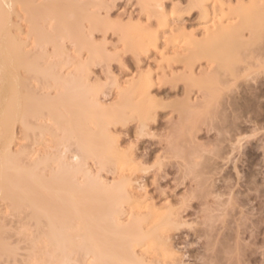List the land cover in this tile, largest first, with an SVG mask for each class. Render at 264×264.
Returning a JSON list of instances; mask_svg holds the SVG:
<instances>
[{
	"label": "bare ground",
	"instance_id": "obj_1",
	"mask_svg": "<svg viewBox=\"0 0 264 264\" xmlns=\"http://www.w3.org/2000/svg\"><path fill=\"white\" fill-rule=\"evenodd\" d=\"M209 1L189 0L188 5L206 17ZM138 2L142 9L163 18V0ZM246 3L231 11L236 24L227 20L231 25H221L225 10L219 4L214 16L202 23L201 39L183 32V52L176 55H184L188 71L184 86L187 93L197 89L202 95L192 105L186 94L178 107L186 121L217 100L213 97L219 94L221 75H234L241 52L255 46L264 34V0ZM101 4L102 0H0V203L13 213L22 241L15 243V230L13 235L1 232L10 226L0 223V233L6 234L4 238L0 234L2 264L9 263L6 257L11 264L20 262L16 248L23 247L26 253L22 250L20 256L25 258L20 264H179L168 241L169 231L177 226L172 207L166 204L168 210L157 209L132 193L136 181L131 176L136 171L128 170L137 163L130 151L127 155L117 152L118 143L110 135V126L125 123L129 115L137 116L141 129L152 119L155 107L147 95L151 73L126 82L125 88L112 83L118 101L110 106L101 104L98 95L103 91L90 82V66L109 58L104 46L92 39L96 30L110 28L100 17ZM161 18L158 25L164 28ZM127 26L120 27L127 50L141 56L152 49L159 51L155 33L143 37L141 31H126ZM244 31L250 40L243 39ZM201 61L206 66L196 73L194 66ZM133 97L139 101L134 103ZM90 162L97 165L96 173ZM100 170L112 172L115 181H104L97 175ZM1 214L0 220L5 221ZM8 236L15 237L12 243Z\"/></svg>",
	"mask_w": 264,
	"mask_h": 264
},
{
	"label": "rangeland",
	"instance_id": "obj_2",
	"mask_svg": "<svg viewBox=\"0 0 264 264\" xmlns=\"http://www.w3.org/2000/svg\"><path fill=\"white\" fill-rule=\"evenodd\" d=\"M138 1L102 0L100 17L108 22L110 28L96 30L92 39L98 46H104L109 58H106L108 61L105 59L100 62V65L90 66V82L103 91L98 97L105 106L118 101V85L125 88L126 82L137 81L148 71L153 78L147 87V97L155 107L152 109L155 111L150 117L152 119L145 121L143 129L135 115H129L126 122L122 123L124 125L110 126L113 132L110 131V135L114 134L112 139H116L117 149H120L117 152L127 155L130 151L135 159L132 161L137 163L135 169L130 165L133 169L128 170L136 171L133 175L130 172V176H133L131 179L136 181L133 185L137 187L133 186L132 193L141 195L157 209H165L166 204L167 208L172 207V218H176L177 226L169 231L168 241L179 258V264H264V34L261 32L264 29L260 31L262 37L258 34L259 42L255 41L258 42H254L255 46H246L247 49L241 52L242 61L237 65L236 73L219 78V90L216 89V94H219L213 97L219 99H214V102L211 100L210 106L206 103L208 109L201 108L203 113L199 111L198 116L193 119L189 116L192 120L186 121V113L187 119L178 107L188 95L192 105L198 104L202 95L197 93V89L187 93L184 86L183 79L188 71L184 69V55H179L184 47L181 39L186 33L201 39L202 23L214 16V9L219 4L225 10L221 25L236 24L237 19L231 11L238 4H245L249 0H214L215 3L210 0L206 3V17L199 9H190L189 0H163V18L142 9ZM160 18L164 21V28L158 25ZM227 20L233 22L229 24ZM124 25H128L126 31L130 33L137 31L139 34L141 31L143 37L155 33L154 36L159 39V51L166 54L164 58H161L162 52L155 49L151 52V48L147 55L144 53L142 56L127 50L129 47L120 36V27ZM243 37L245 41L250 40L247 31L243 32ZM69 44L66 46L71 47ZM176 53H179L180 58ZM204 66V61L197 63L195 72L199 73ZM114 82L118 84L115 86ZM135 98L133 101L137 103L138 97ZM19 129L18 126L17 134L20 133ZM27 142L31 144V141ZM93 164L90 162L89 166L96 173L97 165ZM97 175L107 182H112L114 178L112 172L107 171ZM1 204L0 213L5 216V221L2 219L0 223L7 222L6 227L9 225L10 228H7L12 229L7 231L5 227L6 231L1 232L12 234L16 220L11 216L13 213H9L10 208L7 213L6 205ZM18 233L15 236L17 239L8 236L10 243L13 239L15 243L16 240L21 241ZM8 238L5 237V240ZM16 249L19 251L16 253H19V257L16 258L22 262L25 257L20 255L25 251ZM6 258L11 264L12 259Z\"/></svg>",
	"mask_w": 264,
	"mask_h": 264
}]
</instances>
